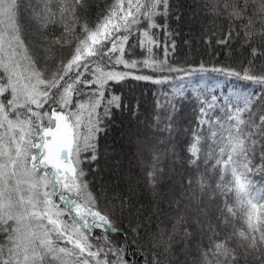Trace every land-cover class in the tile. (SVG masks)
Listing matches in <instances>:
<instances>
[{"label": "snow or ice", "instance_id": "1", "mask_svg": "<svg viewBox=\"0 0 264 264\" xmlns=\"http://www.w3.org/2000/svg\"><path fill=\"white\" fill-rule=\"evenodd\" d=\"M86 5L39 0L32 17L40 38L29 39L23 0H0V264H130L125 246L109 239L119 234L116 221L127 222L144 264H264V222L253 225L245 209L247 227L237 230L232 202L233 194L239 205L264 201V188L248 180L264 173V110L255 112L264 101V0H113L94 27L79 24ZM186 7L193 20L196 8L224 17L229 31L217 43L239 41L249 58L240 67L173 63L175 40L158 37L175 34L171 21H183ZM57 12L63 31L49 39ZM65 47L71 53L57 61L53 48ZM209 72L214 80L205 79ZM194 74L199 81L189 88L183 81ZM128 80L169 86V110L163 121L155 117L169 135L149 149L148 165L137 149L146 195L114 183L121 194L101 208L88 176L102 175L103 161L113 180L123 179L101 138L125 107L114 89ZM252 85L259 97L244 94ZM189 101L197 130L178 154L171 134ZM177 163L190 170L186 179L174 180Z\"/></svg>", "mask_w": 264, "mask_h": 264}, {"label": "trees", "instance_id": "2", "mask_svg": "<svg viewBox=\"0 0 264 264\" xmlns=\"http://www.w3.org/2000/svg\"><path fill=\"white\" fill-rule=\"evenodd\" d=\"M113 0H100L94 2H87L86 9L81 11V17L79 24H87L89 27H94L98 17L101 13L111 4ZM184 3L188 4L187 0H183ZM191 9V8H190ZM58 13V12H57ZM204 19L206 15H203ZM57 17V22H54L50 26V33L48 31L49 39L54 37L60 36L63 31V23L60 22V18ZM212 22L210 24H204V29H202L201 24L198 26L194 25L193 22L189 21L188 17L184 15L183 21L180 23L175 22L174 20L171 21V27L174 31V35L167 38L165 40V36L163 33L159 34V39L161 42H170L171 40H175V52L169 53V59L175 64H191L193 66H198L201 63H204L207 66H211L217 63L223 62H230L233 63L235 67H240V62L246 61L249 58V49L247 47H242L239 41H233L230 45H221L218 44L217 41L220 39H224L227 36L229 31V24L224 17H213ZM61 23V28L59 30L53 31L52 28L56 27L57 24ZM210 29V30H209ZM76 31H80L79 25L76 26ZM189 33V35L187 34ZM36 38H40V34L36 30ZM183 36L191 41V46L189 48H185L182 45ZM229 48L231 51L229 52ZM64 52L58 56L56 54V49L53 48L52 56L58 61L61 57H68L71 53L72 49L69 47L63 48ZM163 48L157 49V55L163 56ZM200 74H194L191 80L185 79L183 83L191 88L193 84L198 83ZM206 80H214L215 74L214 73H207L204 74ZM233 88H240L241 82L234 81L230 85ZM146 92L147 98L149 100L148 107H145L144 102L139 99L133 98L134 93L137 95H142V90ZM169 89L168 85H157L152 83L146 82H137L134 80H128L123 85L117 86L114 91L116 94L122 97V103L125 107H122L119 111L115 112V118L112 122V128L109 131L108 135L101 138V151H103V147L109 146L112 150H117V147L114 146L117 144L120 146L119 136L118 135V128L114 126V123L117 121L121 123L122 116L128 115L130 110L133 109H141L142 111L147 108L148 112V119L149 122L153 121V125L155 126V132L158 134H168L167 132L161 133L158 131L157 125L155 123V117L160 116L161 121H163L165 113L169 110L168 104L165 101L164 93H166ZM253 92H256V96L259 97L260 93L257 91L256 86L252 85L248 87L245 91V95H250ZM139 93V94H138ZM159 102V106H158ZM235 103V100H233ZM255 112L256 114H260L262 110H264V101H256ZM138 105V107H137ZM122 115V116H121ZM198 113L194 110L192 102L189 101L188 103L183 105L182 110L176 116V123L180 122L183 125L184 135L180 139V148L186 147L183 143L185 140L190 141L192 139V130L196 129V117ZM217 115L223 116V113H217ZM129 117V116H128ZM174 125V130L172 132V137L176 136V127ZM122 124V123H121ZM160 128L164 127L163 122L159 125ZM204 133L207 134V129H203ZM119 143V144H118ZM116 147V148H115ZM108 163H111L109 161ZM101 164L107 165L102 161ZM107 169V168H106ZM104 173L109 175L108 169L104 171ZM88 180L91 181L95 188L93 189L94 194L98 192V184H100V180L98 178V174L94 177L91 174L88 176ZM248 180L252 181V188H264V173L254 172L248 176ZM121 185V183H118ZM123 185H121V188ZM121 188H117L114 194L120 195ZM138 190H141L139 188ZM120 193V194H119ZM253 197H255V191L252 192ZM58 200L57 198H54ZM146 202V201H145ZM233 205L235 206V210L238 213L237 219L234 221V227L239 230L241 228L247 227V222L249 217L245 214L244 210L246 209L248 212L251 213V223L253 225H258L261 222H264V201H259L254 199L252 205L247 204L245 202L243 205L236 204L234 199V194L232 197ZM107 204V200L100 196V207L104 208ZM108 205V204H107ZM111 205V203H110ZM63 205H61L62 207ZM109 206V205H108ZM65 219L71 222L70 217L66 214ZM116 228L119 230V234L112 233L109 235V239L113 241V243H119L122 246H125L127 259L130 264H144L143 259L141 258V252L139 248V243L133 238V235L130 231L127 230L128 225L127 222L121 224L119 221L115 222ZM231 231V229H229ZM95 235L99 236L101 234V230H95ZM125 238L127 239V245H125ZM207 243V241H205Z\"/></svg>", "mask_w": 264, "mask_h": 264}, {"label": "rangeland", "instance_id": "3", "mask_svg": "<svg viewBox=\"0 0 264 264\" xmlns=\"http://www.w3.org/2000/svg\"><path fill=\"white\" fill-rule=\"evenodd\" d=\"M97 0H87V2H94L96 3ZM100 1V0H98ZM188 4H192L193 0H187ZM39 3V0H23V23L26 28V35L28 36L29 39L33 38V35L36 34V27L33 22V17H32V8ZM192 11L193 9H190L188 7L184 8V13L185 16L188 17L189 21L193 22L194 25L198 26L200 22L201 27L203 30L204 29V24H210L213 20L212 18L215 17L211 14L205 16L203 12L199 8H196L195 11L197 12V17L195 20L192 19ZM58 18H60L59 13H57ZM55 22H57V17H55ZM61 28V23L57 24L56 27L52 28L53 31L59 30ZM210 30V29H209ZM49 33H50V28H49ZM189 35V33H187ZM191 41L183 36L182 40V45L187 49L189 46H191ZM56 49V54L60 56L63 52L64 49ZM49 64L51 66V58L49 60ZM145 89L143 88L142 90V95H137L134 93V97L136 99L144 102L145 107H148L147 105L149 104V100L147 98V95H145ZM139 94V93H138ZM122 116V115H121ZM129 116V117H128ZM122 120L121 123H118L117 121L114 123V126L118 128V135L119 136V142L120 146L115 144L114 146L117 147V150L115 151L112 150L111 147L105 146L103 147V153L106 156L112 157L116 156L118 157L120 161V173L122 174V181L120 180H113L110 176H107L104 171H107V167L105 165L101 164L100 167L101 169H104L103 174L100 175L98 174V178L101 179L100 184H98V192L102 193L101 197L105 198L107 197V204L110 206V203H112V200L115 196H118L114 194L116 192V189L114 190L112 185L121 183L123 185L122 187L125 188L129 184L131 186L136 187L137 195H146V193L143 190V182H144V177L145 173L147 171L146 167H141L140 160L137 155V149L138 147L143 150V162L145 165L150 164L151 159H152V153L149 151V149L156 144L157 139H167L169 134L165 135H160L157 132H155L153 121L149 122L148 119V112L147 108L142 111L140 108L130 110V113L126 116L120 117ZM176 136H174L173 142L178 145L177 147V153L179 154L180 152V139L182 136L185 134L183 125L180 124V122L176 123ZM119 144V143H118ZM115 147V148H116ZM167 167L171 168L172 165L169 162ZM178 175L174 177L175 181H179L181 176H183L185 179L187 176L190 174L189 172H186L183 167L179 163L175 165ZM138 184V186H137ZM104 185V188H101L100 186ZM165 187H167V183L165 184ZM141 188V190H138ZM121 191V190H120ZM120 194V193H119Z\"/></svg>", "mask_w": 264, "mask_h": 264}]
</instances>
